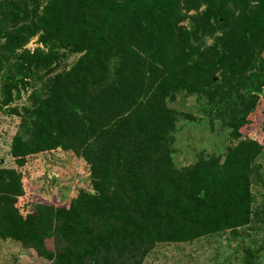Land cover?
Wrapping results in <instances>:
<instances>
[{
    "label": "trees",
    "instance_id": "obj_1",
    "mask_svg": "<svg viewBox=\"0 0 264 264\" xmlns=\"http://www.w3.org/2000/svg\"><path fill=\"white\" fill-rule=\"evenodd\" d=\"M33 37L48 50L27 49ZM263 43L264 0H0V109L19 119L0 238L50 264H142L157 243L248 224L264 142L238 126L264 97ZM179 92L205 97L204 118L235 142L177 166V123L191 119L169 104ZM67 152L89 187L56 206L32 189L55 184L50 163Z\"/></svg>",
    "mask_w": 264,
    "mask_h": 264
},
{
    "label": "rangeland",
    "instance_id": "obj_2",
    "mask_svg": "<svg viewBox=\"0 0 264 264\" xmlns=\"http://www.w3.org/2000/svg\"><path fill=\"white\" fill-rule=\"evenodd\" d=\"M25 47L31 51L35 48L48 50L38 43L36 37L31 38ZM58 51L62 53L65 50ZM77 56L78 54H68L60 60L58 68H68ZM262 70L264 43L258 61L252 67L255 73ZM30 92L29 87L21 89L20 97L14 99L11 105L25 104ZM205 103V97L184 92L176 94L175 99L169 103L191 116V119L181 118L177 123L173 159L179 167L195 161L200 154H218L236 140L231 136L229 126L222 125L221 121L204 118ZM212 115L217 118L214 113ZM236 116L239 117L238 114ZM242 117V124L238 126V138L256 136L264 142V97L255 104L253 110ZM18 122V117L11 114L6 106L0 109V169L15 167L10 155V145ZM56 157L49 167L51 173L55 174V184L49 185L41 179L32 191L40 200L57 206L74 197L79 188H88L89 185L82 171L81 160L70 152ZM252 171L251 201L253 212L257 214H254L248 224L220 230L192 241L157 243L145 256L142 264H264V147L253 162ZM0 264H50V260L39 256L32 248L22 247L19 242L0 238Z\"/></svg>",
    "mask_w": 264,
    "mask_h": 264
}]
</instances>
